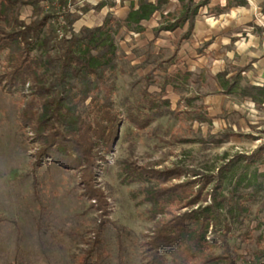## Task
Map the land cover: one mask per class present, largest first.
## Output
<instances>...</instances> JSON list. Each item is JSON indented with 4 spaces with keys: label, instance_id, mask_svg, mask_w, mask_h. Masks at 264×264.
<instances>
[{
    "label": "rangeland",
    "instance_id": "obj_1",
    "mask_svg": "<svg viewBox=\"0 0 264 264\" xmlns=\"http://www.w3.org/2000/svg\"><path fill=\"white\" fill-rule=\"evenodd\" d=\"M58 1L41 0L35 6H23L18 12L19 19L29 23L53 14L58 9ZM123 1L126 0H95V5L86 6L81 0L73 4L71 0H63L70 12L79 16V23L92 28L103 23L108 15L119 20L113 9L106 13V8L92 7L102 2L107 7H126L128 4ZM203 1L206 4L198 9L189 38L180 43L178 40L186 26L168 35L157 32L162 15L179 9L180 0H166L162 13H156L148 22L152 28L143 37L128 35L123 30L115 34L117 73L110 99L120 123L95 183L106 197L107 219L119 231L109 223L104 226L92 264H142L144 237L153 223L149 205L141 202L142 185H124L120 181L124 160L156 170L179 166L215 178L218 169L235 155L249 156L264 146V105L258 107L232 95L218 94L211 79L222 68L232 74H236V69L242 70V82L247 77L252 80L256 73L264 76V0H242L241 3L193 0V3ZM82 7L92 11L81 12L78 9ZM77 27L78 24L72 26L75 33ZM148 53L149 63L145 57ZM34 54H38V49ZM233 59L241 66L232 65ZM159 62L163 63L162 68L153 71ZM3 68L4 54H1L0 73ZM177 70L191 73L189 84L181 91L184 97L199 96L190 106L170 85L161 88L163 77ZM148 73H152V80L146 85L143 78ZM145 93L168 101L170 112L154 118L148 127L138 131L124 116L128 112L136 113L139 108L144 110L139 106H146ZM27 95L25 90L8 92L0 86V264H77L92 238L93 220L98 213L82 196L77 171L63 169L49 158L36 161L38 143L29 129L21 127L19 119ZM201 105L203 108L199 109ZM194 110H200L209 120L202 123L200 117L194 118ZM229 129L252 138L233 137L220 146L181 142ZM233 175L231 179L232 176L228 177L232 182L224 186V196L232 192L238 177L243 180L228 205L238 216L226 218L232 225L227 241L239 257L237 264H244L243 258L264 248V157L250 165L240 161ZM184 179L181 177L179 182ZM237 193L242 196H236ZM234 201L244 204L242 213L237 211ZM221 236V231H216L217 243L211 250L214 254L222 250ZM211 237L214 238L210 229L208 238Z\"/></svg>",
    "mask_w": 264,
    "mask_h": 264
},
{
    "label": "trees",
    "instance_id": "obj_2",
    "mask_svg": "<svg viewBox=\"0 0 264 264\" xmlns=\"http://www.w3.org/2000/svg\"><path fill=\"white\" fill-rule=\"evenodd\" d=\"M40 1L0 0V55L4 54L0 86L8 92H28L19 119L21 127L29 129L38 143L36 161L49 158L59 167L79 173L81 194L91 202L90 208L98 214L93 220L92 238L87 243V249L78 257L77 264H92L101 243V232L106 224H111L107 219L109 211L106 197L96 188L95 178L117 137L120 123L119 114L114 111L110 99L118 59L114 37L121 30L142 34L143 23L156 13H162L167 2L136 0L130 3L123 20L108 15L99 27H82L75 33L72 26L79 16L71 13L68 3L63 0L58 1L55 13L37 21L25 23L19 19L21 7L35 6ZM71 2L73 4L76 0ZM180 2L179 9L174 13L162 15L163 21L157 30L173 32L186 26L178 43L189 38L198 9L206 4V1L199 4H194L193 0ZM104 5L102 2L92 9H100ZM89 9L78 10L85 12ZM36 49L38 54H34ZM145 57L149 63V53ZM162 65L159 62V67L153 71L159 70ZM241 71L236 69V74L228 76L229 72L224 69L212 76L215 92L235 96L239 101H251L260 107L264 104V85L260 87L242 82ZM190 77L189 71L177 70L171 75L166 74L161 88L170 85L174 93L179 94L190 106L199 97H184L181 94L189 84ZM151 80L152 73L143 78L146 85ZM146 96L148 99L143 100L146 106H139L144 110L139 108L136 113L128 112L124 116V120L138 131L148 127L154 118L170 112L168 101L158 100L155 95ZM193 112L194 118L200 117L202 123L209 120L200 110ZM233 137L252 138L229 129L206 138L184 139L181 142L220 146ZM262 157L264 146L249 156L235 155L218 169L215 178L197 171H186L179 166L156 170L124 160L121 163L120 181L124 185H142L139 190L141 202L149 205L148 213L153 223L144 237L142 264H237L239 257L227 241L232 225L226 218L238 216L228 205L243 179L237 178L229 196H224L223 190L227 182H232L229 179L233 178L237 163L245 161L250 165ZM229 176L232 177L228 179ZM181 177L185 179L179 182ZM174 180L177 183H171ZM211 183V188L207 190ZM32 187L36 188L35 180L32 181ZM236 196L242 195L237 193ZM233 205L240 213L245 210L241 202L234 201ZM111 225L119 231V227ZM210 229L214 238L209 239ZM216 231L222 233L219 239L222 250L218 254L211 252L217 243ZM259 240L257 238V245ZM243 262L264 264V248L243 258Z\"/></svg>",
    "mask_w": 264,
    "mask_h": 264
},
{
    "label": "crops",
    "instance_id": "obj_3",
    "mask_svg": "<svg viewBox=\"0 0 264 264\" xmlns=\"http://www.w3.org/2000/svg\"><path fill=\"white\" fill-rule=\"evenodd\" d=\"M82 2H84V3H86L87 5L86 6H88V5H91V6H93V5H95L98 1H100V0H97V2H94L95 0H81ZM132 1H134V2H136V0H130V2L129 1H123V3H125V2H127V6L125 7V6H121V7H118V8H116V7H107L106 5H104L102 8L104 9V8H106V13L108 12V11H111V9H113L114 10V15H117L118 14V16H116L119 20H123L125 17H126V14H127V12H128V9H129V6H130V3L132 2ZM151 2H154V0H150ZM82 8H84V7H82ZM115 8L116 9H118L117 11L115 10ZM92 9V8H91ZM91 9H89V10H87V11H85L84 13H89V12H91L92 10ZM119 14L121 15V16H119ZM153 19V18H152ZM152 19H150L149 21H151ZM80 21V20H79ZM79 21H77L75 24H78V30H77V32L82 28V27H86V28H90L91 26H89V25H86V23H79ZM149 21H147V22H144L143 23V27H144V31H143V33L142 34H135V33H127L128 35L130 34V35H135V36H140V37H143L144 35H146V32H147V30H149V28H152V26L150 25V27L147 25L148 24V22ZM74 24V25H75ZM102 24V22H100V23H98L97 25H95L96 27H99L100 25ZM147 25V26H146ZM146 27V28H145ZM92 28V27H91ZM163 33H165L166 35H168V34H171L172 32H163ZM133 39H135V37H133ZM236 43H238V41L236 42ZM233 55H234V51H233V53H232ZM143 57V56H142ZM144 58V57H143ZM231 64L232 65H234V66H241L240 65V62H237V60L236 59H233L232 61H231ZM224 69L222 68L221 70H218L217 72H216V74H218V73H220V72H222ZM187 71H189V70H187ZM215 74V75H216ZM231 75H233L231 72L228 74V76H231ZM261 77H262V79H261ZM247 82H249L250 84H252V85H254V86H262V85H264V76H262V75H259V73H256V75L255 76H253L252 77V80H250V79H248V77H247ZM223 96H225V95H223ZM241 102H248V103H250L251 105H255L253 102H251V101H241ZM262 105H264V104H262Z\"/></svg>",
    "mask_w": 264,
    "mask_h": 264
}]
</instances>
